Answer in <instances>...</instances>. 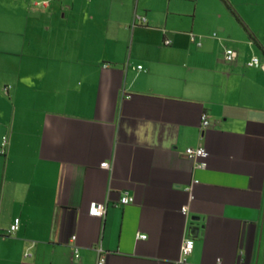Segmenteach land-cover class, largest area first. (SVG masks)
Wrapping results in <instances>:
<instances>
[{"label": "crops", "instance_id": "0c3cea01", "mask_svg": "<svg viewBox=\"0 0 264 264\" xmlns=\"http://www.w3.org/2000/svg\"><path fill=\"white\" fill-rule=\"evenodd\" d=\"M4 138L0 264H264V0H0Z\"/></svg>", "mask_w": 264, "mask_h": 264}, {"label": "built area", "instance_id": "2783aa9c", "mask_svg": "<svg viewBox=\"0 0 264 264\" xmlns=\"http://www.w3.org/2000/svg\"><path fill=\"white\" fill-rule=\"evenodd\" d=\"M143 22H146V19H143ZM191 40L194 42L196 41L195 35H191ZM166 45L170 44L169 41L165 42ZM238 57V52L235 49L228 48L225 51V60L228 63H233ZM249 67H259L260 66V59L259 58H253L251 61L247 63ZM210 125L209 117L207 115L203 116V130L207 128ZM6 148H7V139L4 138L2 143L0 144V154L5 155L6 154ZM185 156L194 162L197 163V168L198 169H205L208 165L207 159L209 157V153L207 150L203 147H198V148H187L185 151ZM102 168L104 169H109L110 168V163L104 162L101 165ZM135 199L132 196H129L127 194L123 195L120 199V205L126 206L134 203ZM108 205L106 203H97L93 202L90 206V214L94 217H98L100 219H103L107 213ZM187 209L184 208V212H186ZM21 225V220L20 218H16L12 225L9 228L8 234L10 236L15 235ZM141 238L145 239V236H142ZM72 241L76 242V237H72ZM194 249V239L193 238H187L183 242L182 245V251H181V258L174 262L173 264H191L188 262V256H190L193 252ZM98 253H99V260L97 264H106L107 260V252L103 250V248L99 247L98 248ZM80 256L79 254V249L75 248V257L78 258Z\"/></svg>", "mask_w": 264, "mask_h": 264}, {"label": "water", "instance_id": "95a60500", "mask_svg": "<svg viewBox=\"0 0 264 264\" xmlns=\"http://www.w3.org/2000/svg\"><path fill=\"white\" fill-rule=\"evenodd\" d=\"M196 220H199V218H196Z\"/></svg>", "mask_w": 264, "mask_h": 264}, {"label": "rangeland", "instance_id": "374dc122", "mask_svg": "<svg viewBox=\"0 0 264 264\" xmlns=\"http://www.w3.org/2000/svg\"><path fill=\"white\" fill-rule=\"evenodd\" d=\"M21 17H22V15H21ZM1 155V154H0Z\"/></svg>", "mask_w": 264, "mask_h": 264}]
</instances>
